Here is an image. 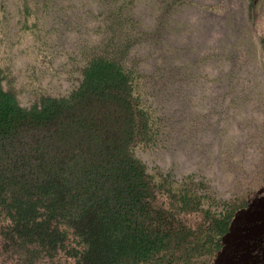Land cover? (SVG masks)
<instances>
[{
  "label": "rangeland",
  "instance_id": "1",
  "mask_svg": "<svg viewBox=\"0 0 264 264\" xmlns=\"http://www.w3.org/2000/svg\"><path fill=\"white\" fill-rule=\"evenodd\" d=\"M93 55L138 74L153 140L133 153L199 199L175 218L196 229L203 210L228 216L199 261L264 264V248L245 247L264 243V0H0L2 85L20 106L67 95ZM17 262L0 238V264Z\"/></svg>",
  "mask_w": 264,
  "mask_h": 264
},
{
  "label": "trees",
  "instance_id": "2",
  "mask_svg": "<svg viewBox=\"0 0 264 264\" xmlns=\"http://www.w3.org/2000/svg\"><path fill=\"white\" fill-rule=\"evenodd\" d=\"M2 79L0 70V238L18 264L41 255L70 264H205L199 258L220 248L228 216L203 210L201 226L183 225L175 215L198 209L196 194L133 153L153 140L137 73L93 55L67 95L30 107ZM245 247L264 243L248 238Z\"/></svg>",
  "mask_w": 264,
  "mask_h": 264
}]
</instances>
